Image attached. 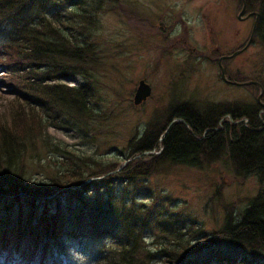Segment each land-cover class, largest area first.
I'll list each match as a JSON object with an SVG mask.
<instances>
[{
	"label": "trees",
	"instance_id": "obj_1",
	"mask_svg": "<svg viewBox=\"0 0 264 264\" xmlns=\"http://www.w3.org/2000/svg\"><path fill=\"white\" fill-rule=\"evenodd\" d=\"M244 1L249 8L255 0ZM105 2L0 0V72L16 97L0 114V264H55L54 255L75 251L73 241L93 243L94 264H264L263 191L245 198L240 210L224 203L221 226L193 239L184 237L172 212L145 202L157 200L146 181L177 164L224 160L235 177L254 175L264 183L258 100L204 110L177 103L159 123L149 121L114 164L45 139L50 155L43 165L51 162L55 170L44 180L25 178L24 161L42 158L36 143L43 142V117L36 108L87 135L97 109L89 78L100 63L94 36ZM259 2L254 38L264 44ZM70 76L83 82L55 83ZM121 160L127 162L119 168ZM77 264L90 262L77 256Z\"/></svg>",
	"mask_w": 264,
	"mask_h": 264
},
{
	"label": "rangeland",
	"instance_id": "obj_2",
	"mask_svg": "<svg viewBox=\"0 0 264 264\" xmlns=\"http://www.w3.org/2000/svg\"><path fill=\"white\" fill-rule=\"evenodd\" d=\"M241 2H105L94 36L100 63L89 78L95 93L92 104L97 109L92 121L88 122L87 135L61 123L62 120L54 121L52 115L36 108L43 117L39 130L43 142L36 143L42 158L40 163L24 161L25 178L44 180L55 170L51 162L43 165L44 156L50 153L43 145L45 139L114 164L120 159L117 153H126L129 141L140 136L149 121L159 123L169 111L168 107L173 108L177 103L186 102L200 110L218 104L228 106L233 102L258 100L264 104V44L254 38V30L252 32L260 2L253 1L240 14ZM239 49L242 50L221 61L225 76L233 81L260 83L263 91L259 99L260 88L256 83L234 85L220 77L218 57ZM140 79L150 85L151 92L136 105L133 95ZM9 82L7 74L0 72V114L6 113L11 107L10 101L16 99ZM81 82L80 76L55 81L69 86ZM126 162L121 160L119 168ZM146 183L157 195V200H145L146 204L172 212L188 239L218 229L222 224L224 203H234L240 210L246 203L245 198L262 191L264 185L254 175L235 177L230 164L224 160L203 167L167 166ZM105 243L110 245L112 240L107 239ZM72 247L86 252L87 256L78 257L87 260L93 243L73 241Z\"/></svg>",
	"mask_w": 264,
	"mask_h": 264
},
{
	"label": "water",
	"instance_id": "obj_3",
	"mask_svg": "<svg viewBox=\"0 0 264 264\" xmlns=\"http://www.w3.org/2000/svg\"><path fill=\"white\" fill-rule=\"evenodd\" d=\"M243 9H244V4L242 6V9L240 11V14L243 12ZM240 17V16H239ZM254 26H255V23L253 24V28H252V31L254 30ZM252 34V33H251ZM250 42V39L249 41L247 42V45L249 44ZM242 49H239V50H236L234 52H232L231 54L229 55H222L219 60H218V66H219V69H220V76L221 78L226 81V82H229L231 84H234V85H242V84H251V83H256L259 88H260V94L258 95V99L260 98V95L263 91V87L260 83L256 82V81H252V80H248V81H243V82H238V81H233V80H228L225 76V73H224V68H223V65L221 63V60L225 57H232L234 56L236 53L240 52ZM150 92H151V87L150 85L144 80V79H140L138 81V84H137V87L135 89V92H134V95H133V103L134 104H140L142 101H144L149 95H150ZM173 120H178V119H173ZM262 191L264 193V185L262 186Z\"/></svg>",
	"mask_w": 264,
	"mask_h": 264
},
{
	"label": "clouds",
	"instance_id": "obj_4",
	"mask_svg": "<svg viewBox=\"0 0 264 264\" xmlns=\"http://www.w3.org/2000/svg\"><path fill=\"white\" fill-rule=\"evenodd\" d=\"M86 252H82L79 249L72 250L66 249L62 254L54 255L53 260L55 264H77V256H87ZM90 264H94V258L88 257Z\"/></svg>",
	"mask_w": 264,
	"mask_h": 264
},
{
	"label": "flooded vegetation",
	"instance_id": "obj_5",
	"mask_svg": "<svg viewBox=\"0 0 264 264\" xmlns=\"http://www.w3.org/2000/svg\"><path fill=\"white\" fill-rule=\"evenodd\" d=\"M241 1H242V2H241V3H242V6H243V4H244V8H245V7H246V6H245V1H244V0H241ZM244 10H245V9H243V11H244ZM252 32H253V31H252ZM250 34H251V33H250ZM252 34H253V33H252ZM223 55L226 56V54H223ZM220 56H222V55H220ZM220 56H219V57H220ZM219 57H218V60H219ZM227 58H229V57H225V58H223L221 61L223 62V60H224V59H227ZM218 60H217V61H218ZM223 67H224V66H223ZM224 82H225V81H224ZM226 83H228V82H226Z\"/></svg>",
	"mask_w": 264,
	"mask_h": 264
}]
</instances>
